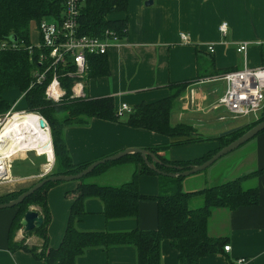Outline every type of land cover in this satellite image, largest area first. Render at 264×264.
Masks as SVG:
<instances>
[{
  "label": "crops",
  "instance_id": "0c3cea01",
  "mask_svg": "<svg viewBox=\"0 0 264 264\" xmlns=\"http://www.w3.org/2000/svg\"><path fill=\"white\" fill-rule=\"evenodd\" d=\"M145 1L128 0L125 12L108 15L111 20L125 19L126 35L116 39L105 53L108 72L85 79L84 94L88 98L110 97L114 108L124 103L133 109L141 103L166 98L169 84L189 81L170 112V122L189 124L198 135H204V139L175 145L184 137L132 128L126 125V111L116 115V121L78 116L64 121L62 132L67 153L74 163L95 161L126 148H157L156 152L168 160L188 161L216 149L218 142L212 138L221 132L239 128L251 120L246 118L244 122L234 123L237 118H231L226 109L214 108L226 88L225 82L217 77L229 68L234 71L244 66L258 68L264 65V0H152L150 5H145ZM222 22L227 23L225 35L218 30ZM179 32L187 34L188 42L180 41ZM35 36V41L29 37L32 44L38 42L36 28ZM243 42H248L245 54L236 51ZM208 44L214 46L213 53L207 51ZM199 70H208L213 75L197 78ZM220 88L222 93L218 95ZM15 92L18 91L9 90L1 96L10 101ZM222 117L224 119H220ZM226 119L230 122H223ZM242 147L238 155L230 152L202 171L201 186L248 175L264 166V131ZM28 151L31 150L17 152L13 157L23 156ZM46 152L50 153V162L42 165L43 172L49 171L53 163L52 152ZM11 159L6 171L0 174V178L7 175L6 181L13 180L8 174ZM231 167V172L225 174ZM139 169V164L115 165L92 176L91 183L117 186L128 182L136 171L139 193L145 196L159 194L157 176L140 173ZM184 181L189 180L185 177L182 180L183 190L201 188H187L193 184L183 185ZM242 185L257 187L258 203L234 210H212L207 235L225 237L229 250L204 256L198 264H264V173L248 176ZM77 186L76 181L57 182L46 192L50 215L47 234L51 248H56L64 235ZM83 207L85 214L75 223L78 230L114 232L150 230L157 226V207L152 199L138 200L135 218L106 219L103 203L95 197L87 198ZM15 213V208L0 209V264H45L22 249L9 250L8 232ZM20 237L22 232L18 230L13 240ZM25 243L39 249L42 240L31 234ZM160 252V264H178L177 253L167 240L161 241ZM239 259L243 262L238 263ZM75 264H136V251L132 246L88 248Z\"/></svg>",
  "mask_w": 264,
  "mask_h": 264
},
{
  "label": "trees",
  "instance_id": "16d2710c",
  "mask_svg": "<svg viewBox=\"0 0 264 264\" xmlns=\"http://www.w3.org/2000/svg\"><path fill=\"white\" fill-rule=\"evenodd\" d=\"M64 1L0 0V116L10 107L9 102L2 98V93L9 90L22 92L21 100L25 101L27 106L25 110L38 113L49 126L54 158L53 175L75 174L93 162L74 163L71 160L62 136L64 121L78 116L109 121L118 120L116 108H114L113 100L110 97L70 98V81L68 79L62 80L66 95L59 102H51L44 98L43 85L34 84L31 86L37 63L33 52L30 53L28 50L32 44L29 38L30 24L34 22L35 25H38L42 20L49 21V18L59 20ZM127 3L128 0H79L78 29L81 33L91 36L101 37L105 30H109L112 36L117 39L125 37V19L111 20L108 15L125 12ZM4 44H15L16 47H3ZM231 69H226L223 72L232 71ZM207 71L199 70L197 78L213 75ZM107 72L105 54L88 57L85 79L105 75ZM188 84H190L189 81L169 84V94L166 98L137 105L128 113L126 125L169 137H184L174 143L175 145L200 141L201 138L191 125L170 122V112ZM263 119L264 105L258 119L227 135L212 138L218 142V147L192 160L171 161L159 155L156 152L157 148H149V151L162 162V165H155L156 168L166 172H175V169L165 165L182 166L185 169L189 165L201 164L218 149L235 140ZM123 164H139L140 173L156 175L160 193L155 196L140 194L137 189L136 171L133 172L128 182L117 186L98 185L85 181L86 177L102 174L112 166ZM263 173L264 166L248 175L187 191L182 189L184 177L159 175L149 169L138 154H128L115 161L97 165L89 174L76 181L78 186L72 197L68 222L64 235L56 248H51L48 241L47 225L50 215L46 192L57 182L45 184L16 207H13L16 209V213L9 226L8 247L10 251L22 249L29 252L35 259L43 260L45 264H75L76 259L88 248L107 249L111 246H132L136 251V264H160V244L162 240H167L169 246L177 253L178 264H198L199 259L204 256L224 252L223 246L227 242L225 237H209L207 235V222L212 210L215 208L234 210L242 206L256 205L258 203L257 187H243L242 184L248 176ZM22 192L1 196L0 203L14 199ZM89 197L98 198L103 203V214L106 219L135 218L138 200L152 199L156 202L157 207V226L150 230L131 229L114 232L78 230L75 223L85 214L83 203ZM195 200L199 201L200 205L194 204ZM30 204L38 208L36 211L43 219L39 228L26 231V234H34L42 240L39 249L13 240L15 232L20 229L19 221Z\"/></svg>",
  "mask_w": 264,
  "mask_h": 264
},
{
  "label": "built area",
  "instance_id": "2783aa9c",
  "mask_svg": "<svg viewBox=\"0 0 264 264\" xmlns=\"http://www.w3.org/2000/svg\"><path fill=\"white\" fill-rule=\"evenodd\" d=\"M78 3L79 0H65L59 20L39 22L36 27L38 42L28 47L29 52L35 55L37 63L31 86L43 85V96L51 102H59L66 95L65 87L62 85L63 79L70 81V98L85 97L88 57L105 54L117 39L109 30H105L101 37L81 33L77 21ZM218 30L221 35H225L227 23L222 22ZM178 36L184 43L189 40L184 32H179ZM2 46L16 47L15 44ZM247 46L248 42H243L237 46L236 51L245 54ZM207 51L213 53L214 46L208 44ZM217 79L223 80L226 88L214 108L226 109L231 118L250 115L258 118L257 115L264 105V65L258 68L244 66L242 69L226 72ZM125 111L129 113L132 108L123 103L116 108V115H121ZM7 117L8 114L0 118V125L4 120L6 121ZM228 250L229 245H224L223 251ZM241 262L243 259L238 260V263Z\"/></svg>",
  "mask_w": 264,
  "mask_h": 264
},
{
  "label": "water",
  "instance_id": "95a60500",
  "mask_svg": "<svg viewBox=\"0 0 264 264\" xmlns=\"http://www.w3.org/2000/svg\"><path fill=\"white\" fill-rule=\"evenodd\" d=\"M152 3V0L145 1V5H150ZM38 124L40 127H47L48 124L45 121V119L42 116H39ZM237 128H230L228 130H225L219 134V136L227 135ZM264 130V119L250 127L248 130H246L243 134H241L239 137H237L235 140L231 141L227 145L221 147L218 149L210 158L205 160L203 163L198 165H189L187 168L183 169L182 166H174V165H165L168 167H171L175 169V172H166L163 170H160L156 168L155 165H162V162H160L156 156L150 152L147 149H141V148H126L124 150H121L117 153L105 156L101 159H98L96 161H93L88 166H86L84 169H82L80 172L75 174H69V175H40V180L35 182L31 187L24 190L22 193H20L16 198L11 199L7 202L0 203V209L4 208H13L16 207L18 204H20L26 197L31 195L34 191L40 189L45 184L49 182H67V181H77L81 179L82 177L89 174L97 165L103 164L108 161H115L125 155L128 154H138L140 158L142 159V162L151 170L156 172L159 175L168 176V177H187L189 175H192L194 173L202 172L206 170L208 167H210L214 162H216L221 157L227 155L228 153L232 152L239 146L245 144L247 141H249L251 138H253L255 135L260 133ZM53 165V164H52ZM43 219L41 216H39L38 212L33 209H27L25 213L23 214L22 218L19 221V225L22 228L24 232L31 231L33 229L39 228L42 225Z\"/></svg>",
  "mask_w": 264,
  "mask_h": 264
},
{
  "label": "rangeland",
  "instance_id": "374dc122",
  "mask_svg": "<svg viewBox=\"0 0 264 264\" xmlns=\"http://www.w3.org/2000/svg\"><path fill=\"white\" fill-rule=\"evenodd\" d=\"M48 20L52 21L51 18H49ZM35 28H36L35 23L31 22L30 29H29V37L32 39V41H35V37H36L35 36ZM220 90H221V88L218 90V95H220V93H222V90L221 91ZM18 92H15V94H13V99L8 101L10 104V107L4 114H2V116H0V118L4 117L6 114H8V116H9L12 113H28V111L25 110V109H27L25 101H20L23 97V94H22V92L21 93L20 92L18 93ZM18 94H20V95H18ZM20 110H24L25 112H18ZM257 117H259V114L257 115ZM236 118L237 119L233 122L234 123H236V122L241 123V122H244L246 120V118L249 120L251 119L250 122L254 121L256 116H254V115H250V117L239 116V118L238 117H236ZM256 119H258V118H256ZM4 122H5V120H4ZM223 122H230V120L226 119ZM223 122H220V123H223ZM3 123L0 126H2ZM48 132H49V130H48ZM199 137L201 138L200 141H203L204 135H201L199 133ZM243 145H241L238 148H236L235 150H233L232 151L233 154L235 152V154L238 155L239 152L241 151V149L243 148L242 147ZM46 151L52 152V149H50V150L48 149ZM46 151H44V152H46ZM237 160L240 162L239 159H237ZM49 162H50V153L49 152H46L42 155H39L35 151H28L23 156L13 157L11 159L10 167H9V171H8V174L13 178V180L12 181H6L7 175H6L5 179H4V177H2V179L0 178V197L4 196L6 194L9 195V194H16L18 192H22V191L26 190L27 188L31 187L35 182L39 181L41 178L40 175L52 174L53 168H54V158H53V163H52L53 165L50 167L49 171L43 172V169H42V165H47ZM231 170H232V167L229 168V171L227 170L225 174H229L231 172ZM202 174H203V172H198V173H194L192 175L185 177V180H189V181H184L186 183H183V185L190 183V184H193V186H188L187 188H193V187H201L202 188V186H201L203 183V175ZM230 176H231V174L228 176V179ZM93 178L94 177H86L85 181L91 182L92 180H94ZM203 187H205V186H203ZM191 191H193V190H191ZM193 203L196 205H200L199 201H197V200L194 201ZM27 209H33V210L38 211V208L33 204L28 205ZM19 230L22 232V237H20L18 240H16V242H18V241L23 242V244L27 245L25 243L26 237L31 235V234H26V232H24L21 227Z\"/></svg>",
  "mask_w": 264,
  "mask_h": 264
},
{
  "label": "bare ground",
  "instance_id": "6f19581e",
  "mask_svg": "<svg viewBox=\"0 0 264 264\" xmlns=\"http://www.w3.org/2000/svg\"><path fill=\"white\" fill-rule=\"evenodd\" d=\"M38 113H12L0 128V174L17 152L31 150L43 153L51 149L48 127H40ZM53 159V151H52ZM6 178V175L1 176Z\"/></svg>",
  "mask_w": 264,
  "mask_h": 264
}]
</instances>
